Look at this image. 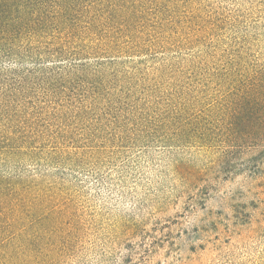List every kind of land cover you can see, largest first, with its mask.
<instances>
[{"label":"trees","instance_id":"16d2710c","mask_svg":"<svg viewBox=\"0 0 264 264\" xmlns=\"http://www.w3.org/2000/svg\"><path fill=\"white\" fill-rule=\"evenodd\" d=\"M173 1L0 0V264L80 234L66 170L134 148L264 155V73L168 57L175 27L177 48L199 40L166 21Z\"/></svg>","mask_w":264,"mask_h":264},{"label":"rangeland","instance_id":"374dc122","mask_svg":"<svg viewBox=\"0 0 264 264\" xmlns=\"http://www.w3.org/2000/svg\"><path fill=\"white\" fill-rule=\"evenodd\" d=\"M175 2L172 13L163 5L166 21L184 22L199 40L177 48L175 32H183L175 27L168 57L206 51L216 67L239 54L244 71L264 73V0ZM221 151L134 148L89 172L66 170L82 230L49 239L36 264L264 263V173L254 167L264 155L235 150L226 159Z\"/></svg>","mask_w":264,"mask_h":264}]
</instances>
